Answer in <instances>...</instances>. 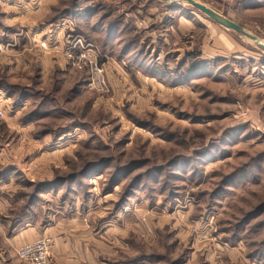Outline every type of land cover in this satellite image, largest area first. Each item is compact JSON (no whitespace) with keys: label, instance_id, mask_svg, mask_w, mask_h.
<instances>
[{"label":"rangeland","instance_id":"rangeland-1","mask_svg":"<svg viewBox=\"0 0 264 264\" xmlns=\"http://www.w3.org/2000/svg\"><path fill=\"white\" fill-rule=\"evenodd\" d=\"M194 1L264 44V0ZM76 37L98 48L106 69L110 56L124 57L118 63L133 71L119 93L110 83L107 94L84 88L85 74L61 55ZM41 41L58 50L39 49ZM0 45V205L10 226L51 223L63 244L61 225L80 228L93 240L77 241L79 264H264V51L254 42L184 2L0 0ZM196 61L204 64L188 72ZM207 148L224 157L167 168ZM137 163L104 194L117 169ZM160 167L148 189L139 178L122 198L134 177ZM235 173L247 177L218 194ZM41 238L53 248V236Z\"/></svg>","mask_w":264,"mask_h":264},{"label":"crops","instance_id":"crops-1","mask_svg":"<svg viewBox=\"0 0 264 264\" xmlns=\"http://www.w3.org/2000/svg\"><path fill=\"white\" fill-rule=\"evenodd\" d=\"M86 14V13H84ZM83 14V15H84ZM109 36V35H107ZM150 36V35H149ZM118 37V36H117ZM110 43L113 42L116 38L115 36L113 38H109ZM162 41L163 38H161ZM67 41V39H66ZM153 45V44H151ZM158 48L156 47H150V50L148 51V54L152 53L154 50ZM111 63L108 64L106 69V78L108 83L111 84L113 89L119 93L121 91L120 86L127 84V73L129 71H133L132 69L126 67V66H120L118 63V60H121L120 57L113 58L112 56L109 57ZM160 55L156 54L154 61L156 62L157 66L160 61ZM155 64V63H154ZM148 68V67H147ZM153 68V67H152ZM138 73V72H136ZM147 73H150V76L153 75V72L148 71ZM161 72H156V75H160ZM139 75V74H137ZM144 75H147L144 73ZM152 81L154 79L147 78L146 84L147 85H153ZM120 85V86H119ZM161 84H157L159 87ZM116 88V89H115ZM3 199L0 198V204H2ZM4 205H0V264H21L20 260H16L14 252L19 248L22 247L25 244H28L32 241H35L38 238H41L43 236H53L55 239V244L53 248L50 251L49 257H48V264H79L78 261L79 256L78 254H74L73 252H78L83 250L82 246L77 243L81 241V238L84 236L86 237V234L80 233V228L76 227L73 230V233H70L69 231H64V226L61 225V231L60 236L64 237L67 241V244H63L62 240H59V236L55 235L53 233V230L56 228L51 223H45L42 221L41 223H37L35 221L26 220V218H23V221L25 224H15L11 225V219L9 217L4 216ZM29 211V210H28ZM26 211V214H29V212ZM46 220V219H45ZM48 224V225H46ZM58 228V226H57ZM124 232L127 231V226L124 228ZM66 230V229H65ZM131 230V229H130ZM130 232V231H129ZM94 235V234H91ZM74 238V239H71ZM88 240H91L93 237H86ZM59 240V241H58ZM86 240V239H85ZM93 240V239H92ZM76 242V243H74ZM83 246L87 247L88 245ZM78 257V258H77Z\"/></svg>","mask_w":264,"mask_h":264},{"label":"built area","instance_id":"built-area-1","mask_svg":"<svg viewBox=\"0 0 264 264\" xmlns=\"http://www.w3.org/2000/svg\"><path fill=\"white\" fill-rule=\"evenodd\" d=\"M67 20L61 19L60 27H67ZM70 29V28H68ZM70 29V32L74 33L75 30ZM69 37H73L69 36ZM52 42H55L52 41ZM66 42V43H65ZM63 41V49L61 55L72 69L76 71H84L87 75V80L85 84V89L92 93H108L109 84L106 78V66L100 59V52L96 46L90 43H81L78 37L74 38L72 41L65 39ZM39 49L49 48L46 41L39 42ZM3 46L0 45V49ZM56 47V46H55ZM52 47L49 49L58 50V47ZM55 48V49H54ZM1 114V113H0ZM237 118V116L235 117ZM53 243L48 238L37 239L27 245H24L17 249L16 256L24 264H46L49 250L51 249Z\"/></svg>","mask_w":264,"mask_h":264},{"label":"trees","instance_id":"trees-1","mask_svg":"<svg viewBox=\"0 0 264 264\" xmlns=\"http://www.w3.org/2000/svg\"><path fill=\"white\" fill-rule=\"evenodd\" d=\"M76 1V0H75ZM78 2H79V0H77V4H78ZM158 2H160L161 4H165V5H169L168 3H164V2H162V1H160V0H158ZM76 7V5H73V8L72 9H74L75 7ZM173 9V8H172ZM73 11V10H72ZM71 11V12H72ZM71 12H69V10L68 11H66V12H64L63 13V15L65 14V16H67V15H69ZM69 13V14H68ZM108 27H109V31H108V37L109 38H113L115 35H116V25L115 24H109L108 25ZM129 46H126V45H124V47H123V53H124V50H126V48H128ZM202 64H204L202 61H196L195 63H191V66H190V69L188 70V72H190L191 70H193V69H195V68H197V66H200V65H202ZM72 69V68H71ZM74 70V69H73ZM75 71V70H74ZM80 72H82V73H84L85 74V77H86V80H87V75H86V73L84 72V71H80ZM1 84V83H0ZM85 84H86V81H85V83H84V88H85ZM3 87L0 85V89H2ZM1 91H4L5 93H6V95L7 96H9V97H12V98H14L15 97V95H16V97L18 98V100H21L23 97L25 98H29V97H31V96H29V93L27 92V91H25V90H22L19 94H13V93H10L9 91H7V90H1ZM72 93H75V90H73L72 91ZM39 107H42V104L39 106ZM210 148V147H209ZM208 149V148H207ZM209 150V149H208ZM203 151V152H200V153H195L194 155L196 156V158H194V159H191V160H189V162H186V163H188L189 165H187V164H185V161H187V160H184V163H179V162H177L178 164H176V162L175 161H171L170 163H169V165H167V168L169 167V170H172L173 168L174 169H178V170H183V164L184 165H186V166H188V169H186V170H183V172H187V170H189V169H191V168H197L196 167V165H201V164H204V163H206V162H211L212 160L214 161L216 158H219V157H224V153H222V151H216V152H214L213 154H212V152L209 150V151ZM193 163V164H192ZM139 163H137V165H138ZM135 165V164H131V165H129L128 167H125V168H120V169H117L116 171H115V173H113V175L110 177V179L106 182V187H105V193L104 194H106V193H111L112 191H113V189H114V187H116V186H118L119 185V183L124 179V178H126V177H128V176H130V173L133 171V170H135V169H138L140 166H141V164L140 165ZM92 169H94L93 171H97V172H99V167H96V165H93V168ZM157 170H159V172H163V168H159V169H154V170H147V171H145V173L144 174H142V175H139V176H137V177H134V179H132V181H130L126 186H125V188H124V197L122 196V198H127L130 194H132V192H133V190L137 187L136 186V183H137V181H138V179L139 178H143L144 179V182H141V185L139 186V187H143L144 189H148L149 188V186H148V183H147V179L148 178H151V179H156V174H157ZM172 173V172H171ZM83 174H84V172H83ZM237 173H235V174H231L230 176H227V177H225V178H227L228 179V181L229 182H224V181H222V183H221V187L217 190V192H218V194H223L225 191H227V188H228V185L229 184H232V185H235L236 183H239L238 181H243L244 179H242L243 178V176H245V177H247L246 176V174H240V175H236ZM159 175V174H158ZM157 175V176H158ZM172 175H174L173 173H172ZM176 176V175H175ZM70 179H75V177H72L71 176V178ZM237 180V181H236ZM61 183L62 182H65V180H59ZM163 184H165V182H163ZM46 186H49V184H46ZM55 186V185H54ZM54 186L52 185V188H54ZM35 192H37L36 190L34 191V193ZM34 193H32V194H34ZM37 194V193H36ZM169 194H170V196H174V193H172V191L171 192H169ZM215 195L213 194V197H214ZM32 199L30 200V202L32 203V202H36L37 203V201L39 202L41 199L39 198V196H37V195H33L32 197H31ZM124 199V200H125ZM27 210H29V208H28V206H27ZM262 212V208L260 207L257 211H255V212H251V213H248V214H246L245 215V217H243V220H241V222L239 223V225H237V228H235V229H238L239 227H243L244 226V224H246L250 219H252V218H255V217H257L258 216V214H260ZM23 221V220H22ZM15 224H17V223H15ZM15 224H13V225H15ZM239 226V227H238ZM264 244V243H263ZM264 253V252H263ZM262 255H264V254H262V253H260L257 257H261Z\"/></svg>","mask_w":264,"mask_h":264},{"label":"water","instance_id":"water-1","mask_svg":"<svg viewBox=\"0 0 264 264\" xmlns=\"http://www.w3.org/2000/svg\"><path fill=\"white\" fill-rule=\"evenodd\" d=\"M164 3H176V2H184L187 3L188 5L192 6L193 8L197 9L198 11L202 12L203 14H205L207 17H209L212 21H214L215 23H217L218 25L232 30L235 33L239 34L240 36L254 42L256 44V46L261 49L262 51H264V45L262 43H260V39L257 38L256 36L248 33L246 30H244L241 26L235 24L234 22H231L230 20L222 17L221 15L217 14L216 12H214L213 10L207 8L204 5H201L197 2H195L194 0H160Z\"/></svg>","mask_w":264,"mask_h":264},{"label":"bare ground","instance_id":"bare-ground-1","mask_svg":"<svg viewBox=\"0 0 264 264\" xmlns=\"http://www.w3.org/2000/svg\"><path fill=\"white\" fill-rule=\"evenodd\" d=\"M260 43H262L261 41H260ZM263 44V43H262ZM264 45V44H263Z\"/></svg>","mask_w":264,"mask_h":264}]
</instances>
